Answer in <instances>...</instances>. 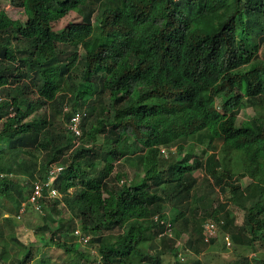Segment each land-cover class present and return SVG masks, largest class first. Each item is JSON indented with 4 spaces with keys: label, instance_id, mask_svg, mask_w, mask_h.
<instances>
[{
    "label": "trees",
    "instance_id": "1",
    "mask_svg": "<svg viewBox=\"0 0 264 264\" xmlns=\"http://www.w3.org/2000/svg\"><path fill=\"white\" fill-rule=\"evenodd\" d=\"M10 4L26 19L0 10V193L18 213L28 177L45 180L51 164L64 167L55 184L61 199L43 203L42 246L78 255L71 264H95L75 243L80 227L100 264H163L166 251L148 253L165 227L155 216L171 224L175 264L184 259L176 247L184 232H191L185 254L216 242L203 239L207 220L236 247L264 242V126H237L243 109L264 118V0ZM72 12L82 21L56 31ZM261 47V55L251 49ZM218 97L227 98L220 109ZM80 108L88 115L75 146L71 131L50 125ZM160 146L177 152L164 155ZM198 170L213 179L209 194H229L225 203L202 204ZM230 206L243 212L241 225ZM20 253L11 260L2 250L0 264L35 258L30 248Z\"/></svg>",
    "mask_w": 264,
    "mask_h": 264
},
{
    "label": "rangeland",
    "instance_id": "2",
    "mask_svg": "<svg viewBox=\"0 0 264 264\" xmlns=\"http://www.w3.org/2000/svg\"><path fill=\"white\" fill-rule=\"evenodd\" d=\"M0 10H5L8 16L12 19L19 20L21 22H24L26 19L23 10L12 6L10 4V0H0ZM81 21V16L78 13L72 12L68 16L63 18L59 23H57L55 29L59 32L65 29L69 24L79 23ZM251 49L258 55L263 54V47L259 48L258 50L253 48ZM226 99L227 98L225 97H218V103ZM76 107L78 106L76 105ZM83 110L88 113L86 108H83ZM255 116V112L251 108L240 110L237 113V126L242 127L245 125H250L251 123H256L258 126L263 127L264 118H257L256 120H253ZM58 120L60 121V123L51 124V129H55L56 133L68 129L69 121L66 122L63 116L59 117ZM196 151L197 155H201V152L203 150L202 148H198ZM125 171L129 175L130 179H134V171L132 168H125ZM195 177H197L198 179L196 188L197 195H204L206 197L202 204L208 206L214 203V205H217L218 202L225 203L227 201L226 199L227 197H229V194L222 193L218 188H214L213 193L209 194V187H212L213 185V179L211 177L208 178L207 181V177L204 176V173L200 170L195 172ZM249 183L250 180L248 178L241 179L240 181V184L243 187H246L247 185H249ZM202 204L199 207H203ZM229 209L234 213L237 225H241L243 221V212L238 208H235L234 206H230ZM163 211L170 218H173V216L175 215V213L171 211L170 205H165ZM45 214L46 211H44V214H39L29 209L28 213H26L22 217V219L19 220L17 218L18 213L15 204L0 193V254L3 250V252H6V254L9 256V258L11 257V260L16 258L19 259L22 254L20 252H22L23 248L25 247L30 248L32 251H34L35 254V258L30 264H42V261H44L43 264H71L72 260L73 263H75L76 260L79 261L78 255H72L70 257L66 255L62 250H59L57 248L42 246L39 238L44 234V232L41 233V231H38V229L44 224L43 217ZM187 215H189V213H187ZM8 218L12 219V221L14 220L13 223L8 224L6 222V219ZM192 228L193 227H190V229ZM190 233L184 232L181 236V239L179 240L181 244L176 243V247H178L179 251L183 252V255L180 257L184 258L183 261H181V264H197L198 261L201 264H262L261 260L264 259V242L258 241L255 245L254 250H251V248L247 247H236L234 246V244H232L231 247H228L224 242V233L219 234L218 239L213 245L207 247L201 246V253L199 255L195 253L185 254L184 247L185 243H187L189 237L191 236ZM12 236L16 238L19 244L13 241ZM171 238L173 239L174 236L170 237V239ZM170 239L166 236H163L162 238H159V236L157 235L154 236V238L151 240L152 245L154 244V249L149 250L148 253L155 255L156 252L166 251L165 253L168 254L164 256L163 264H175L177 261L176 258L169 254V250L172 245ZM148 244L145 243L144 247L146 248ZM76 245H78L79 251L81 250L82 252L86 253L87 255H89L88 257L91 258V260L95 261L93 263L100 264V261H102V257L98 254L97 247L90 244L82 245L78 242L76 243ZM252 251H254V253ZM254 258L259 262H255ZM142 264L145 263L143 262Z\"/></svg>",
    "mask_w": 264,
    "mask_h": 264
},
{
    "label": "built area",
    "instance_id": "3",
    "mask_svg": "<svg viewBox=\"0 0 264 264\" xmlns=\"http://www.w3.org/2000/svg\"><path fill=\"white\" fill-rule=\"evenodd\" d=\"M218 109L220 108L218 107ZM85 115L86 114L82 112H75L69 124V130L74 134L76 138V145L79 143L83 135V131L81 129V121ZM160 150L164 155H168V153L176 151V149L174 148H168L165 146H160ZM62 170V166L54 164L48 170V174L45 180L34 179L31 181V191L28 195L27 202L23 203L19 210V219L22 217L23 214L26 213L27 204H29L30 207L36 212L41 213L43 211L44 201L56 200L58 198H61V193L55 187V181L57 180L58 175L62 172ZM154 219L161 225L165 226L161 237H173L171 224L168 221H166L165 219H161L160 216H156ZM202 235L206 243H209L211 240L216 239L219 235V225L213 220H207L203 224ZM75 236L77 237L78 241L82 244H87L90 240V237L88 235H84L79 229L75 231ZM225 241L228 247L232 246L229 237L226 236ZM177 244H181V242L177 241ZM182 255L183 252H180V256Z\"/></svg>",
    "mask_w": 264,
    "mask_h": 264
},
{
    "label": "clouds",
    "instance_id": "4",
    "mask_svg": "<svg viewBox=\"0 0 264 264\" xmlns=\"http://www.w3.org/2000/svg\"><path fill=\"white\" fill-rule=\"evenodd\" d=\"M217 105V107H219L220 108V103H217L216 104ZM69 110V107H65V111H68ZM75 112H82V113H85L86 115L83 117V119L84 118H86L87 117V113H86V111L85 110H83V109H78V110H75V111H72V113H71V117H70V119H69V123H68V130H69V124H70V121H71V118H72V116H73V114L75 113ZM83 119H82V121H83ZM82 121H81V125H82ZM82 129V128H81ZM70 131V130H69ZM83 131V130H82ZM72 133V132H71ZM75 137V136H74ZM77 145H79V143L77 144ZM75 146H76V140H75ZM165 147H167V146H165ZM168 148H174V147H168ZM174 149H176V148H174ZM177 152V149H176V151L174 152V153H176ZM54 164H57V165H60V164H58V163H53V164H51L50 166H49V169L51 168V166L52 165H54ZM60 166H62V165H60ZM63 167V166H62ZM64 168V167H63ZM47 174H48V172H47ZM35 179H40V178H38L37 176L35 177ZM32 180H34V179H32V178H29L28 177V179H27V181H28V183H30V185H31V181ZM57 181V180H56ZM56 181H55V184H56ZM56 187V186H55ZM57 188V187H56ZM58 189V188H57ZM59 190V189H58ZM30 191H31V187H30ZM30 191L28 192V195L30 194ZM60 192V191H59ZM61 193V192H60ZM28 195H27V199H28ZM61 197H62V194H61ZM27 199H26V201L25 202H23V203H26L27 202ZM58 199H61V198H58ZM58 199H56V200H58ZM22 203V204H23ZM44 203V202H43ZM22 206V205H21ZM44 207V206H43ZM29 209H31L33 212H35V213H39V214H44V209H43V211L40 213V212H36L35 210H33L31 207H30V205L29 204H27V210H26V213H28V210ZM20 210V209H19ZM25 213V214H26ZM25 214H23L22 215V217L25 215ZM18 215H19V212H18ZM168 216V215H167ZM22 217L19 219L18 217V219L19 220H21L22 219ZM156 217V216H155ZM161 218V217H160ZM161 219H164V218H161ZM77 229H79V230H81V228L80 227H77L76 228V230ZM75 230V231H76ZM81 232L84 234V235H88V234H85L82 230H81ZM163 233V232H162ZM74 235H75V232H74ZM89 236V235H88ZM219 236V235H218ZM227 235H225V237H226ZM90 237V236H89ZM225 237H224V242H225V244H226V241H225ZM228 237V236H227ZM216 239H218V237L216 238ZM90 240H91V237H90ZM90 240H89V242H90ZM80 243L79 241H78V239H77V237H76V239H75V243ZM89 242L87 243V244H82V243H80V244H82V245H89Z\"/></svg>",
    "mask_w": 264,
    "mask_h": 264
}]
</instances>
